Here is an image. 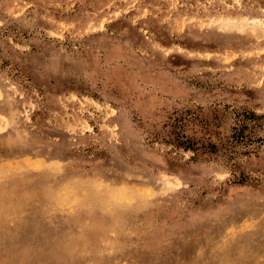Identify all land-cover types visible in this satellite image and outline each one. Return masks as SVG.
<instances>
[{"label":"rangeland","instance_id":"obj_1","mask_svg":"<svg viewBox=\"0 0 264 264\" xmlns=\"http://www.w3.org/2000/svg\"><path fill=\"white\" fill-rule=\"evenodd\" d=\"M0 264H264V0H0Z\"/></svg>","mask_w":264,"mask_h":264},{"label":"trees","instance_id":"obj_2","mask_svg":"<svg viewBox=\"0 0 264 264\" xmlns=\"http://www.w3.org/2000/svg\"><path fill=\"white\" fill-rule=\"evenodd\" d=\"M187 148H190L191 149V147H187Z\"/></svg>","mask_w":264,"mask_h":264}]
</instances>
